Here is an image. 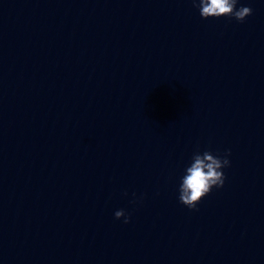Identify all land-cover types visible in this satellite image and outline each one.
Listing matches in <instances>:
<instances>
[{
    "label": "water",
    "instance_id": "1",
    "mask_svg": "<svg viewBox=\"0 0 264 264\" xmlns=\"http://www.w3.org/2000/svg\"><path fill=\"white\" fill-rule=\"evenodd\" d=\"M184 169L0 6V264H264L209 195L198 210L179 202ZM121 208L130 223L115 217Z\"/></svg>",
    "mask_w": 264,
    "mask_h": 264
},
{
    "label": "clouds",
    "instance_id": "2",
    "mask_svg": "<svg viewBox=\"0 0 264 264\" xmlns=\"http://www.w3.org/2000/svg\"><path fill=\"white\" fill-rule=\"evenodd\" d=\"M192 3L204 19L226 16L244 22L253 13V8L241 4V0H192ZM230 156L231 149H227L222 156L211 149L195 151L180 177L179 202L189 209L198 210L201 200L213 188L224 187L227 179L224 169L231 166ZM124 195H127V192ZM133 195L135 196V193ZM114 215L117 219L123 218L125 224L130 223L132 219L131 214L123 208L116 210Z\"/></svg>",
    "mask_w": 264,
    "mask_h": 264
}]
</instances>
